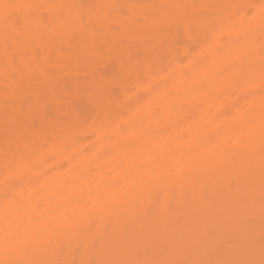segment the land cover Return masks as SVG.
<instances>
[{
    "label": "bare ground",
    "instance_id": "obj_1",
    "mask_svg": "<svg viewBox=\"0 0 264 264\" xmlns=\"http://www.w3.org/2000/svg\"><path fill=\"white\" fill-rule=\"evenodd\" d=\"M0 264H264V0H0Z\"/></svg>",
    "mask_w": 264,
    "mask_h": 264
},
{
    "label": "snow or ice",
    "instance_id": "obj_2",
    "mask_svg": "<svg viewBox=\"0 0 264 264\" xmlns=\"http://www.w3.org/2000/svg\"><path fill=\"white\" fill-rule=\"evenodd\" d=\"M4 8V19H5V22H7L9 16H8V9L12 8V7H15L13 5H8V4H5L2 6Z\"/></svg>",
    "mask_w": 264,
    "mask_h": 264
}]
</instances>
